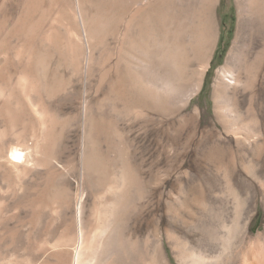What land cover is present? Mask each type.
<instances>
[{
	"label": "bare ground",
	"instance_id": "1",
	"mask_svg": "<svg viewBox=\"0 0 264 264\" xmlns=\"http://www.w3.org/2000/svg\"><path fill=\"white\" fill-rule=\"evenodd\" d=\"M160 1L133 0L125 13L124 26L116 33L117 43L127 24L136 22L141 29L149 22L157 11L150 9L151 4ZM36 2L15 0L19 11L12 18L7 41L13 50L3 52L0 63V127L3 128L0 179L10 188L16 204L9 220L0 210V264H264V184L261 183L258 189L249 187L248 194L242 198L228 181L225 194L216 195L206 203L197 200L191 179L185 191L180 188L178 193L169 195L164 202L166 209L161 218L153 220L151 230L144 235L136 230V219L146 208L148 196L151 192L161 195L159 185L154 183L145 194L136 189V197L134 194L129 197L124 173L131 170L140 185H144L141 165L106 168L104 182L98 179L94 169L90 174L86 169L87 128L89 121H93L91 117L100 114L106 106L110 118L115 112L111 103H107L109 100L105 102L110 99L111 88L108 87L109 95L100 98L99 84L89 83L94 76L93 67L102 56L93 37L99 19L95 10L91 11V0H62L60 10L52 12L48 7L39 19L35 18ZM205 2L207 23L198 32L199 52L193 41L196 37L191 35L183 47L189 74L169 96L177 108L171 113L179 114L200 90L216 47L218 19L225 15L231 18L234 7V38L224 65L215 73L214 96L228 97L227 111L237 118L246 116L250 129L258 132L260 121L254 103L257 79L264 72V0H225V5L223 0ZM11 15L8 11L3 13L4 22ZM63 43L65 47L60 48ZM55 46L60 54L64 48L63 55L68 57L66 65L55 68L61 72L58 77L62 81L66 79L63 82L47 80ZM110 55L109 60L115 63L114 51ZM152 56L147 67L150 71L147 117L160 115L155 108L165 91L160 77L156 78L159 67ZM60 96L62 99L58 100ZM120 121L129 123L127 117ZM126 153L131 157L130 152ZM46 183L48 187L44 189ZM41 186L44 187L40 189ZM40 190H45V194ZM130 199L133 206L128 205ZM159 202L160 198L157 207ZM261 211L260 227L254 231L252 223Z\"/></svg>",
	"mask_w": 264,
	"mask_h": 264
},
{
	"label": "rangeland",
	"instance_id": "2",
	"mask_svg": "<svg viewBox=\"0 0 264 264\" xmlns=\"http://www.w3.org/2000/svg\"><path fill=\"white\" fill-rule=\"evenodd\" d=\"M132 1L91 0V11L95 10V16L97 15L99 19L93 37L96 39L95 42L99 43L98 48L101 49L102 56L100 60L97 59V65L93 67L94 76L89 80V83L91 82L92 86L99 84L100 98L109 95L108 87L111 88L112 93L108 97L110 99L105 102L109 100L107 103H111L110 106L115 112H113L114 116L110 118L108 110L105 109L106 106L102 109V114L91 117L90 120L93 121H89L87 128L89 154L86 156V169H88L89 174L94 169L98 179L104 182L109 167H113L115 170L116 167L120 168V164L121 167L129 164L141 165L144 172L142 175L144 185H140L131 170L124 173L127 186L130 188L128 190L130 191V193L128 192L129 197H133L136 189H140L136 192L145 194L154 187V183L159 185L161 195L158 196V194L151 192V196H148L146 202V208L141 211L135 222L136 230L141 231L144 235L148 230H151L153 220L161 218L166 209L164 202L170 197L169 195L178 193L180 188L185 191L184 188L191 185V179L196 187L197 200L206 203L211 202L216 198V195H224L228 181L232 182L238 195L242 198L248 194L249 187L258 189L260 183L264 184V72L259 75L255 89L254 104L260 121V128L258 132H253L246 116L237 118L227 111L228 97H224L222 94L214 96L213 90L215 73L224 65L234 38L236 19L233 7L231 18L225 15L220 20L218 19L219 29L216 31L218 35L216 47L212 53L210 68L202 81L200 90L190 99L189 105L174 116L171 112L175 113L177 108L173 106L169 96L177 91L189 74L187 68L189 63L186 54L183 52V47L186 40H190L191 35L196 37V40L193 37L196 48L200 44L198 32L203 31L207 23L205 18L206 0H169L168 5L165 0H161L157 5L152 3L150 9L157 11L154 17L143 25L145 30L143 27H141L143 31L138 29L136 22L132 25L131 23L127 24L128 28H125L123 37L118 44L115 36L125 24V13ZM36 3L38 8L35 18L39 19L41 12L48 7L51 8L52 12L60 10L62 0H37ZM223 4L225 5V0H223ZM18 7L15 0H0V63L3 52L13 50V46L8 44L11 36L9 29L12 25V18H16V13L19 11ZM109 10L112 12V15H109L112 16L110 19L109 16L107 17ZM7 11L12 13L11 19L4 22L3 13ZM90 21L93 24L94 19ZM191 30L197 32L194 34ZM147 32L153 36V39L150 34L147 35ZM116 44L119 47L117 54ZM62 47H65V44L60 48ZM56 48L58 47L55 46ZM113 51L116 56L115 63H111L109 60ZM197 51L199 52V48ZM63 52L64 48L61 54L58 49L55 50V55L53 53L51 75L47 79L49 82L53 81L52 78L54 80L61 79L58 77L61 72H56V69L60 65L63 66L68 63V57L63 55L65 54ZM151 54H154L157 67H159L156 78L159 79L160 77L159 80H162L160 82H163L161 84L164 85L162 90L165 91L162 96L164 99L162 98L163 100L161 99L155 108L161 116L155 114L147 117L145 110L148 97L146 95L150 77V71L147 70V67L151 62L149 59L153 57ZM9 62L14 63L11 60ZM136 64L140 68L137 69ZM40 81L42 82L41 78ZM60 81L63 82L66 79ZM57 99H62V96ZM217 105L220 107L219 110ZM245 108L246 106L243 108L244 113ZM134 112L136 113L134 114ZM122 117H127L129 123L120 121ZM0 130L2 131L3 128L0 127ZM127 151L131 153V157L127 155ZM89 165L91 166L89 167ZM39 181L40 179H37V182ZM131 183L132 187L135 186L132 194ZM46 185L43 186L44 189H47L48 183ZM138 185L140 186L138 187ZM43 187L39 188L42 189ZM44 191L40 190L41 194H45ZM159 198L160 205L157 207L156 202ZM131 199L134 200L135 198ZM131 199L128 205L133 206ZM0 210L8 220L16 211L11 190L1 179ZM198 216H201L200 210ZM261 218L262 211L252 223L254 231L260 227Z\"/></svg>",
	"mask_w": 264,
	"mask_h": 264
}]
</instances>
